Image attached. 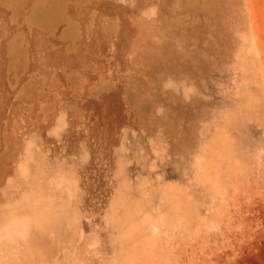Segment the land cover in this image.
I'll return each instance as SVG.
<instances>
[{"label": "rangeland", "instance_id": "obj_1", "mask_svg": "<svg viewBox=\"0 0 264 264\" xmlns=\"http://www.w3.org/2000/svg\"><path fill=\"white\" fill-rule=\"evenodd\" d=\"M14 1L0 264H264V0Z\"/></svg>", "mask_w": 264, "mask_h": 264}, {"label": "bare ground", "instance_id": "obj_2", "mask_svg": "<svg viewBox=\"0 0 264 264\" xmlns=\"http://www.w3.org/2000/svg\"><path fill=\"white\" fill-rule=\"evenodd\" d=\"M26 1V0H25ZM56 1V0H55ZM58 1V0H57ZM24 3V0H15L13 3L10 4V7L12 9V16L11 18L14 19L15 18V13L17 12L18 10V6L19 5H22ZM62 3V2H61ZM209 4V3H208ZM57 5H61L59 3V1L57 2ZM63 5V3H62ZM63 7V6H62ZM32 13L31 15L27 18L28 21H31V22H34V23H39L40 25L42 26H46L48 28H53L54 26H56V19L52 16V14H54V12L51 14L52 10H46L45 8L43 7H40L38 5H34L31 9ZM56 13V12H55ZM57 14V13H56ZM39 15H42L44 16V20L43 21H39L38 22V17ZM60 21V20H59ZM58 22V21H57ZM70 24V23H69ZM75 25V23H74ZM55 29V28H54ZM74 29L75 30V27L74 26H70L68 25L65 30L63 31V35H67L71 32V30ZM75 33V32H74ZM250 48V47H249ZM10 52H12L15 57L20 60V59H23L24 62L27 61L26 59V53H25V49H22V47L18 46V45H15V44H12L11 47H10ZM24 90L27 91L28 93L30 92V86L28 83L25 84L24 86ZM41 105L43 104H40V107ZM44 109H49L51 107V105H43ZM42 107V108H43ZM43 111V110H42ZM0 173H1V169H0Z\"/></svg>", "mask_w": 264, "mask_h": 264}]
</instances>
